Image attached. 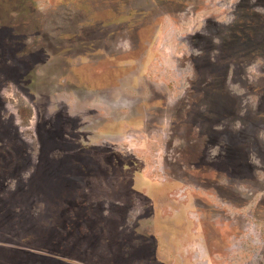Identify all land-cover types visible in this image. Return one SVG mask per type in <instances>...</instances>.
Instances as JSON below:
<instances>
[{
    "label": "rangeland",
    "instance_id": "374dc122",
    "mask_svg": "<svg viewBox=\"0 0 264 264\" xmlns=\"http://www.w3.org/2000/svg\"><path fill=\"white\" fill-rule=\"evenodd\" d=\"M0 264H264V0H0Z\"/></svg>",
    "mask_w": 264,
    "mask_h": 264
}]
</instances>
